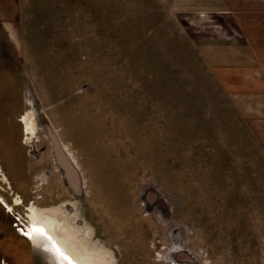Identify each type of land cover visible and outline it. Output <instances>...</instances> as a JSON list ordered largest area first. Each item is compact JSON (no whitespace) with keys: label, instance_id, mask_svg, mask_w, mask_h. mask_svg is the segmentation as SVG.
I'll return each instance as SVG.
<instances>
[{"label":"rangeland","instance_id":"1","mask_svg":"<svg viewBox=\"0 0 264 264\" xmlns=\"http://www.w3.org/2000/svg\"><path fill=\"white\" fill-rule=\"evenodd\" d=\"M31 202L84 264H264V0H0V264H56Z\"/></svg>","mask_w":264,"mask_h":264},{"label":"bare ground","instance_id":"2","mask_svg":"<svg viewBox=\"0 0 264 264\" xmlns=\"http://www.w3.org/2000/svg\"><path fill=\"white\" fill-rule=\"evenodd\" d=\"M31 115V113H26L23 117L27 127L31 124ZM48 174L47 172L45 176ZM27 209L30 225L27 229L20 228L22 235L26 236L36 247H44L51 254H54L56 264H84L69 250L70 244H68V241L71 238L69 229L74 225L79 226L80 231L89 237H91V231L85 228L79 217L68 216V214L74 212L71 206L61 205L58 208H43L31 202ZM95 244L98 245V241Z\"/></svg>","mask_w":264,"mask_h":264},{"label":"snow or ice","instance_id":"3","mask_svg":"<svg viewBox=\"0 0 264 264\" xmlns=\"http://www.w3.org/2000/svg\"><path fill=\"white\" fill-rule=\"evenodd\" d=\"M40 231H43L42 229H39Z\"/></svg>","mask_w":264,"mask_h":264},{"label":"crops","instance_id":"4","mask_svg":"<svg viewBox=\"0 0 264 264\" xmlns=\"http://www.w3.org/2000/svg\"><path fill=\"white\" fill-rule=\"evenodd\" d=\"M223 12H225V11H223Z\"/></svg>","mask_w":264,"mask_h":264}]
</instances>
